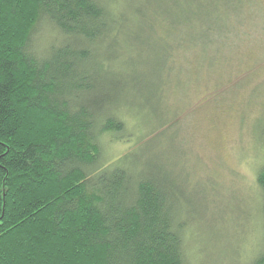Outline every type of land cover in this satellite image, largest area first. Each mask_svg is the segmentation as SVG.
<instances>
[{"label": "trees", "instance_id": "trees-1", "mask_svg": "<svg viewBox=\"0 0 264 264\" xmlns=\"http://www.w3.org/2000/svg\"><path fill=\"white\" fill-rule=\"evenodd\" d=\"M158 1L0 0V264H189L187 187L153 148L106 160L101 142L127 141L128 93L162 101L121 41H143L124 7ZM146 42L163 67L172 48ZM157 123L143 142L168 126ZM256 183L262 240L249 264H264V164Z\"/></svg>", "mask_w": 264, "mask_h": 264}, {"label": "rangeland", "instance_id": "rangeland-1", "mask_svg": "<svg viewBox=\"0 0 264 264\" xmlns=\"http://www.w3.org/2000/svg\"><path fill=\"white\" fill-rule=\"evenodd\" d=\"M204 1L159 0L144 13L124 7L127 30L172 53L160 67L163 53L143 41L128 47L135 38L122 34L123 53L139 62L146 85L162 82V101L128 93L135 118L126 112L127 141L106 135L102 150L114 160L153 148L187 187L198 212L185 239L189 264H249L262 240L256 174L264 164V0H216L215 9ZM159 120L168 126H159L156 142H143Z\"/></svg>", "mask_w": 264, "mask_h": 264}]
</instances>
